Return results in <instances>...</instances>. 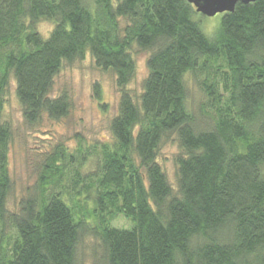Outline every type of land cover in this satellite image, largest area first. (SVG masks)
Returning a JSON list of instances; mask_svg holds the SVG:
<instances>
[{
	"label": "trees",
	"instance_id": "trees-1",
	"mask_svg": "<svg viewBox=\"0 0 264 264\" xmlns=\"http://www.w3.org/2000/svg\"><path fill=\"white\" fill-rule=\"evenodd\" d=\"M198 16L186 0H0V116L12 83L26 123L66 116L54 79L86 57L120 94L110 137L55 145L15 213L0 119V264H75L85 236L98 264H264V0L220 14L212 36ZM135 48L149 52L136 100ZM189 74L207 98L199 117ZM169 136L181 151L175 188L156 163ZM117 216L130 226H111Z\"/></svg>",
	"mask_w": 264,
	"mask_h": 264
},
{
	"label": "rangeland",
	"instance_id": "rangeland-1",
	"mask_svg": "<svg viewBox=\"0 0 264 264\" xmlns=\"http://www.w3.org/2000/svg\"><path fill=\"white\" fill-rule=\"evenodd\" d=\"M198 17L201 19L199 25L201 31L206 36H212L219 26L220 14L211 18L199 14ZM51 29L52 24L45 21L37 25V30L46 35H42L43 37H47ZM135 50L137 52L133 54V59L136 70L132 81L126 87V91L134 100L141 93V84L147 75L146 59L149 55V52H142L137 48ZM95 84L100 87V100L96 99L93 91ZM201 84L200 75L189 74L186 78L188 105L196 117L201 116L200 109L206 106L207 102ZM14 91L15 87L12 83L6 92L0 116L1 121L6 122L11 129L8 147L11 189L7 196L6 207L10 213L19 211V203L27 193L33 191L42 171L44 157L55 145L63 144L67 148H72L79 138L83 144L90 145L110 137L109 124L117 114L120 95L114 75L97 69L89 57L70 65L63 64L54 79L50 97L55 99L65 93L69 99L70 108L64 117L51 120L43 116L34 124L26 123ZM180 152L174 136L164 138L157 151L156 163L161 167L172 188L176 187L175 159ZM93 170L90 165L89 171ZM81 173L86 174L87 171L81 170ZM111 226L128 228L130 222L117 216L111 222ZM11 233L9 230L7 233L9 237H12ZM97 258H101V248L97 242L89 236L80 238L75 250V264H98Z\"/></svg>",
	"mask_w": 264,
	"mask_h": 264
},
{
	"label": "water",
	"instance_id": "water-1",
	"mask_svg": "<svg viewBox=\"0 0 264 264\" xmlns=\"http://www.w3.org/2000/svg\"><path fill=\"white\" fill-rule=\"evenodd\" d=\"M193 6L195 12L204 17H214L218 14L232 13L236 4L248 5L256 0H186Z\"/></svg>",
	"mask_w": 264,
	"mask_h": 264
}]
</instances>
